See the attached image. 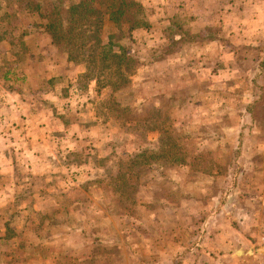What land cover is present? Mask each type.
Here are the masks:
<instances>
[{
  "label": "rangeland",
  "instance_id": "obj_1",
  "mask_svg": "<svg viewBox=\"0 0 264 264\" xmlns=\"http://www.w3.org/2000/svg\"><path fill=\"white\" fill-rule=\"evenodd\" d=\"M23 1L0 0V25L43 26ZM139 1L146 25L120 39L137 65L127 83L99 89L84 62L57 81L89 134L41 208H7L0 264H201L213 258L195 263L203 233L223 248L224 219H246L264 249V0ZM113 31L105 19L104 38ZM232 256L244 255L215 263Z\"/></svg>",
  "mask_w": 264,
  "mask_h": 264
},
{
  "label": "crops",
  "instance_id": "obj_2",
  "mask_svg": "<svg viewBox=\"0 0 264 264\" xmlns=\"http://www.w3.org/2000/svg\"><path fill=\"white\" fill-rule=\"evenodd\" d=\"M55 46L38 21L0 25V219H7L5 214L10 206L41 208L53 191L52 177H60L70 167L68 149L76 152L78 143L89 134L85 115L69 120L61 109L64 99L57 84L67 76L68 67L76 69L79 75L84 69L81 64L68 61L64 52L62 56L55 52ZM89 92L95 93V89ZM208 220L205 219V226ZM232 222L226 223L224 219L229 227L222 233L223 248L217 245L218 251L214 246L218 231L203 233L201 249H195V263L197 258L201 262V254L213 257L201 264H216V256L234 253L244 256L224 258L221 264L255 262L264 249L255 248L252 225L246 219H238L237 228L231 226ZM9 237L6 227L1 226L0 242ZM231 238L238 242L235 247Z\"/></svg>",
  "mask_w": 264,
  "mask_h": 264
},
{
  "label": "trees",
  "instance_id": "obj_3",
  "mask_svg": "<svg viewBox=\"0 0 264 264\" xmlns=\"http://www.w3.org/2000/svg\"><path fill=\"white\" fill-rule=\"evenodd\" d=\"M23 2L26 10L39 11L40 17L45 20V31L55 45L66 49L69 60L84 62L86 75L91 74L87 79H95L99 89L109 86L115 90L129 81L128 77L137 65L130 47L121 43L120 39L125 31L131 32L146 25L139 17L144 11L141 1L52 0L45 9L37 0ZM105 19L114 25L115 31L104 38ZM257 60V65L263 67L264 57L260 55ZM261 100L262 95L257 101ZM246 110L251 113L252 106ZM163 152L160 150L159 153ZM147 156L148 153L143 152L137 159H143L139 162L146 165Z\"/></svg>",
  "mask_w": 264,
  "mask_h": 264
}]
</instances>
